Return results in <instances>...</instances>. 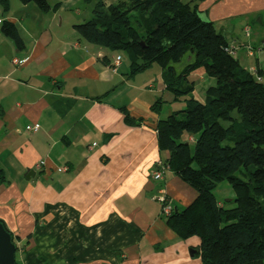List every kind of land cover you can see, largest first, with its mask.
<instances>
[{
	"label": "crops",
	"instance_id": "obj_1",
	"mask_svg": "<svg viewBox=\"0 0 264 264\" xmlns=\"http://www.w3.org/2000/svg\"><path fill=\"white\" fill-rule=\"evenodd\" d=\"M8 1V10L0 4V221L15 237L17 263L202 264L201 239L173 231L156 198L166 193L183 211L197 196L158 141L159 122L185 109L184 99L166 89L159 65L131 75L128 56L88 43L75 29L94 18L96 2L120 0H48V12ZM197 4L238 43L240 65L264 83V50L257 49L264 46V0ZM5 21L16 25L22 48L2 32ZM189 81L201 102L215 83L202 68ZM29 125L39 130L28 132ZM159 162L169 166L160 181L153 178Z\"/></svg>",
	"mask_w": 264,
	"mask_h": 264
},
{
	"label": "trees",
	"instance_id": "obj_2",
	"mask_svg": "<svg viewBox=\"0 0 264 264\" xmlns=\"http://www.w3.org/2000/svg\"><path fill=\"white\" fill-rule=\"evenodd\" d=\"M20 1L51 10L48 0ZM197 1L96 2L94 18L75 29L88 43L128 56L131 75L159 65L166 89L185 101V109L158 124L167 164L197 194L168 217L170 228L184 239H201L202 264H264V83L225 51L226 36L203 16ZM0 4L9 9L8 0ZM2 32L23 47L15 24L5 21ZM200 68L215 81L204 102L193 97L195 84L189 81ZM161 108V100L152 106L156 113ZM224 181L235 193L233 208L214 193Z\"/></svg>",
	"mask_w": 264,
	"mask_h": 264
},
{
	"label": "built area",
	"instance_id": "obj_3",
	"mask_svg": "<svg viewBox=\"0 0 264 264\" xmlns=\"http://www.w3.org/2000/svg\"><path fill=\"white\" fill-rule=\"evenodd\" d=\"M2 22V20L0 19V23ZM246 34L247 36L249 35V28L246 29ZM240 46L238 45L237 42H232V43H229L228 46L225 48V51L233 56H235L237 54V51L239 50ZM246 48L248 49L249 53L251 55L254 54L255 52V48H253L252 46L250 45H247ZM258 51L260 50H264V46L262 48H257ZM26 62V60H19V59H14L13 60V63L14 64H17V65H21V64H24ZM122 63V59L120 56H117L114 60V66L115 68L116 67H119ZM253 75H255L258 80L261 81V77L257 74V71L252 69L250 71ZM26 130L28 132H37L39 130V126L37 125H29L27 126ZM168 165L167 164H164L162 162H159L157 164V169L155 170V172L153 173V178L155 180H163V176H164V172L165 170L168 169ZM156 198L158 200H160L162 202V212L163 214L166 216V217H169L173 214L174 212V207H173V204H172V201L171 199L168 197V195L166 193H161L159 196H156Z\"/></svg>",
	"mask_w": 264,
	"mask_h": 264
},
{
	"label": "water",
	"instance_id": "obj_4",
	"mask_svg": "<svg viewBox=\"0 0 264 264\" xmlns=\"http://www.w3.org/2000/svg\"><path fill=\"white\" fill-rule=\"evenodd\" d=\"M17 251L14 236L0 222V264H17Z\"/></svg>",
	"mask_w": 264,
	"mask_h": 264
},
{
	"label": "rangeland",
	"instance_id": "obj_5",
	"mask_svg": "<svg viewBox=\"0 0 264 264\" xmlns=\"http://www.w3.org/2000/svg\"><path fill=\"white\" fill-rule=\"evenodd\" d=\"M185 1H187V0H185ZM15 2H17V4H20V0H16ZM13 7L15 8L16 6L15 5H13ZM85 14H87L86 12H85ZM179 102H182V100H180V101H177L176 102V105L174 106V107H178L179 105H180V103ZM179 104V105H178ZM182 104V103H181ZM172 105H174V104H172ZM167 107L168 106H165L164 108H163V111L164 112H166L167 111ZM182 107V106H181ZM177 109H179V108H177ZM215 195H216V197H217V199L219 200V201H221L222 203H224V204H228V208H233V207H235V203H232L231 202V200L232 199H234L235 198V193H234V191H233V189H232V187H231V185L227 182V181H224V182H222V183H220L219 185H218V187L216 188V190H215Z\"/></svg>",
	"mask_w": 264,
	"mask_h": 264
}]
</instances>
